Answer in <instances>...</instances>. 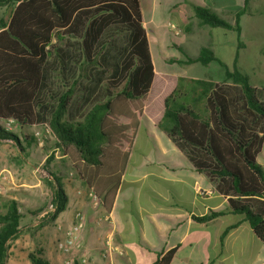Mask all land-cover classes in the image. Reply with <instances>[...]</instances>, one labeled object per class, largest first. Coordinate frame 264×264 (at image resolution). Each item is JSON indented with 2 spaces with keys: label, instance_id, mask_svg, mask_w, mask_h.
<instances>
[{
  "label": "trees",
  "instance_id": "16d2710c",
  "mask_svg": "<svg viewBox=\"0 0 264 264\" xmlns=\"http://www.w3.org/2000/svg\"><path fill=\"white\" fill-rule=\"evenodd\" d=\"M250 1L240 0L233 24L208 7L190 4L201 25L233 33L235 57L229 68L210 46L194 57L178 48L184 59L171 58L170 64L216 63L223 79L177 76L163 100L167 88L161 91L155 127L227 199L228 210L242 215L264 241V167L257 161L264 145V99L262 90L237 67L243 48L241 18ZM5 4L13 9L6 21L0 18V141L24 151L18 137L2 126L9 118L20 127L48 128L44 148L58 152L61 163L109 212L135 131L149 121L144 107L159 71L152 61L141 2L0 0V6ZM162 80L170 85V76ZM48 175L56 215L67 203L63 174ZM21 218L15 201L0 214V264H6ZM174 251L157 264H169ZM28 258L31 264H47L33 254Z\"/></svg>",
  "mask_w": 264,
  "mask_h": 264
},
{
  "label": "crops",
  "instance_id": "0c3cea01",
  "mask_svg": "<svg viewBox=\"0 0 264 264\" xmlns=\"http://www.w3.org/2000/svg\"><path fill=\"white\" fill-rule=\"evenodd\" d=\"M194 1L208 7L204 0ZM140 2L144 27H158L159 0ZM146 2L152 5L149 13ZM182 2L172 1V11ZM148 103L149 98L144 107L149 121L135 131L111 210L98 201L100 208L91 212L87 185L69 172L67 183L61 179L67 203L56 214V225L68 228L77 212L87 216L80 239L84 256L97 259L94 264H157L170 250L175 251L169 264H264V241L155 127L161 113L148 110ZM257 161L264 167V145ZM96 240L97 254L90 246Z\"/></svg>",
  "mask_w": 264,
  "mask_h": 264
},
{
  "label": "rangeland",
  "instance_id": "374dc122",
  "mask_svg": "<svg viewBox=\"0 0 264 264\" xmlns=\"http://www.w3.org/2000/svg\"><path fill=\"white\" fill-rule=\"evenodd\" d=\"M172 1L174 0H159L155 5L159 14L158 27L145 25L150 38L152 61L154 64L155 60L159 70L156 73L153 90H150L148 94L150 101L147 105L148 110L153 109L157 111L156 113L160 112L162 107V101L159 100L161 91L164 87L167 88L161 96L163 100L174 86L177 76L208 79L215 82H221L223 79V70L216 63L206 67L198 63L178 66L170 64L171 58L184 59L182 53L194 57L198 55L201 48L210 46L217 53L218 58L231 68L236 52L232 32L212 31L209 27L201 25L194 17L190 6L191 3L196 4L194 0H183L184 4L173 11ZM204 2L229 24H233L234 12L240 8V0H204ZM143 4L145 11L152 7L150 2ZM12 9L11 5L0 6V18L6 21ZM240 40L243 48L237 54V67L249 77L255 88L262 90L264 99V0L249 2L241 18ZM178 48L182 53L177 50ZM165 75L170 76V85H163L162 79ZM156 98H158L157 102L153 103ZM11 132L18 137L20 147L24 151L21 152L11 142L0 141V172L4 171L6 175V180L1 186L0 214L5 213L10 201H15L22 218L19 235L9 243L6 264H31L29 254L35 255L47 264H65L66 261H70L71 264H81L78 259L80 253L66 254L57 250L56 242L63 237L66 228H57L54 222L56 215L51 210V206H54L51 204L53 190L48 172L63 174L62 182L67 183V179H70L67 175L73 172L72 169L68 171L67 164L61 163L58 152L52 153V150L44 148L46 139H50L48 128L20 127L15 124ZM25 136L30 137L29 140H25ZM48 157L51 158L49 162H46ZM88 200L91 212L100 208L99 202L95 204L92 197ZM39 210L41 213L38 214ZM82 214L85 217V226L89 225L87 216ZM94 219H98L97 214ZM81 246L83 249L82 243ZM90 246L97 254V240ZM94 261L97 263V259L92 261L91 258H87L86 264H94Z\"/></svg>",
  "mask_w": 264,
  "mask_h": 264
},
{
  "label": "built area",
  "instance_id": "2783aa9c",
  "mask_svg": "<svg viewBox=\"0 0 264 264\" xmlns=\"http://www.w3.org/2000/svg\"><path fill=\"white\" fill-rule=\"evenodd\" d=\"M15 121L12 118H9L7 120H4L2 122L3 128L11 132L13 126L15 125ZM6 180V175L4 174V171L0 172V195L2 194V183ZM89 197H92V200L96 203H98L97 198L89 193ZM55 207L51 206V210L55 212ZM85 227V217L82 213L77 212L74 216V223L71 224L68 228L64 230L63 237L56 242V248L58 251L66 254L71 253H80V256L78 257L81 264H86L87 258L84 256V253L82 252V246L80 242V235L82 230ZM58 229H61V226H57ZM65 264H71L70 261H66Z\"/></svg>",
  "mask_w": 264,
  "mask_h": 264
}]
</instances>
